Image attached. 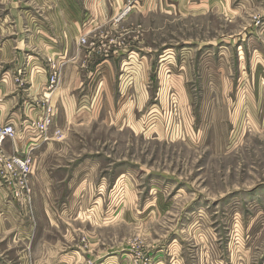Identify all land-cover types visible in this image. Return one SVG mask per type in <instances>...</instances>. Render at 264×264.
I'll list each match as a JSON object with an SVG mask.
<instances>
[{
  "label": "rangeland",
  "instance_id": "374dc122",
  "mask_svg": "<svg viewBox=\"0 0 264 264\" xmlns=\"http://www.w3.org/2000/svg\"><path fill=\"white\" fill-rule=\"evenodd\" d=\"M57 5L0 0L1 103L23 59L55 56L29 13ZM135 9L88 36L89 71L67 50L28 186L0 152V264H264V0Z\"/></svg>",
  "mask_w": 264,
  "mask_h": 264
},
{
  "label": "crops",
  "instance_id": "0c3cea01",
  "mask_svg": "<svg viewBox=\"0 0 264 264\" xmlns=\"http://www.w3.org/2000/svg\"><path fill=\"white\" fill-rule=\"evenodd\" d=\"M57 2L58 7L54 11H30L29 16L34 22L33 26L30 24V30L32 31V28H34L37 32L40 29L38 34L41 39L40 47L45 48L44 45H47L56 58L62 55L67 56L66 53L69 50L70 54L75 56L73 61H81V67L86 68L87 71H89L90 65H94L97 53H100V51H96L93 42L81 45L80 38L84 35L90 37L91 33L96 32L107 22L121 21L127 16L128 18L131 17L134 14L133 11L136 10L134 8L132 11H123L126 0H57ZM44 61L43 57L39 55L22 60L20 66L23 67L27 81L14 85L15 97L13 100L1 103L0 97L1 110L7 109L8 113L5 120H13L18 125L27 114L38 115L41 111L36 102L41 99L43 94L39 98L35 96L38 99H26L28 96H32L35 84H39L42 92V88L49 81V65L48 63L46 65ZM68 61H66V64ZM66 64L62 68L61 85L53 95V102H58L61 108L64 106L63 104H68L72 100L69 88L74 85L71 79H69L71 85L67 84L68 75L64 71ZM103 65L100 62L98 63L100 67ZM79 74V72H76L77 76ZM76 75L73 76V79H78ZM1 83L3 82H0V85ZM22 98L26 101L22 105H16ZM20 112H22L23 118L18 115Z\"/></svg>",
  "mask_w": 264,
  "mask_h": 264
},
{
  "label": "built area",
  "instance_id": "2783aa9c",
  "mask_svg": "<svg viewBox=\"0 0 264 264\" xmlns=\"http://www.w3.org/2000/svg\"><path fill=\"white\" fill-rule=\"evenodd\" d=\"M138 2L139 0H126L123 11H132ZM87 43V35L82 36L80 44ZM66 61V55L49 58V81L44 95L36 102L41 110L38 115L27 114L21 122V129L13 120L0 119V152L4 151L3 157L5 143L10 141L14 146L13 153L5 160V167L19 176L23 187L28 186V177L35 161V150L52 138L50 132L57 116V106L53 102V95L61 85L62 68ZM58 134L60 131H56V136Z\"/></svg>",
  "mask_w": 264,
  "mask_h": 264
}]
</instances>
